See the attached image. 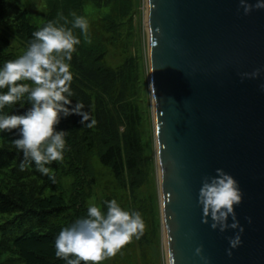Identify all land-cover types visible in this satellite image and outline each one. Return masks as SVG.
Masks as SVG:
<instances>
[{
  "label": "water",
  "instance_id": "1",
  "mask_svg": "<svg viewBox=\"0 0 264 264\" xmlns=\"http://www.w3.org/2000/svg\"><path fill=\"white\" fill-rule=\"evenodd\" d=\"M147 28L168 264H264V9L245 15L239 0H147ZM256 69L259 78L241 80ZM216 169L243 192L242 245L231 257L228 237L238 230H213L198 204L203 178ZM201 246L207 261L196 255Z\"/></svg>",
  "mask_w": 264,
  "mask_h": 264
},
{
  "label": "trees",
  "instance_id": "2",
  "mask_svg": "<svg viewBox=\"0 0 264 264\" xmlns=\"http://www.w3.org/2000/svg\"><path fill=\"white\" fill-rule=\"evenodd\" d=\"M119 3L125 17L134 10L128 0H0V67L21 55L32 33L56 21L61 12L71 19L74 11L89 24L103 12L105 28L115 34L120 24L112 5ZM74 31L81 44L71 61L74 95L70 99L73 105L82 102L96 123L83 126L77 115L61 119L57 130L67 132L64 158L45 165L55 181L37 171L33 161L24 162L23 153L12 144L18 138L15 131L0 145V264H66L55 255V237L86 216L90 204L97 205V182L89 168L95 152L115 179L133 176L130 186L142 184L136 177L145 163L139 61L126 57L117 68L105 66L106 50L95 35L89 32L88 44L78 29ZM112 40L117 42L115 37ZM29 107L25 97L0 114H24ZM64 180L70 182L69 188ZM101 200L106 211L105 202L111 197Z\"/></svg>",
  "mask_w": 264,
  "mask_h": 264
},
{
  "label": "clouds",
  "instance_id": "3",
  "mask_svg": "<svg viewBox=\"0 0 264 264\" xmlns=\"http://www.w3.org/2000/svg\"><path fill=\"white\" fill-rule=\"evenodd\" d=\"M239 3L245 15H250L254 9H264V0H257L255 4L239 0ZM69 15L71 19L58 13L56 21H49L34 31L27 49L0 67V90H5L0 91V112L25 97L30 104L24 114H0V132L15 131L18 138L12 144L23 153L24 162L33 161L36 170L49 175L53 181L54 173L45 165L64 158L67 132L57 130L61 119L77 115L83 126L91 128L96 123L89 112L83 110L82 102L73 105L70 99L74 95L71 61L81 44L74 30L80 31L86 43L92 41L88 19L74 11ZM260 71L241 73V80L259 78ZM242 202L243 192L238 181L223 169H216V175L203 178L198 192L202 222L209 224L211 221L210 227L221 233L229 228L238 230L234 237H228L229 257L232 249L242 245L244 228L236 215V207ZM105 203L106 211L90 204L86 216L60 230L55 237L58 259L66 264H102L115 257L133 239L143 237L146 224L139 211L125 210L115 199ZM248 220L251 223V218ZM203 252V246L196 249V255L207 261Z\"/></svg>",
  "mask_w": 264,
  "mask_h": 264
},
{
  "label": "rangeland",
  "instance_id": "4",
  "mask_svg": "<svg viewBox=\"0 0 264 264\" xmlns=\"http://www.w3.org/2000/svg\"><path fill=\"white\" fill-rule=\"evenodd\" d=\"M22 2L24 0H21ZM134 10L126 17L121 14L122 6L112 5L120 27L113 34L105 28L104 14L98 13L95 21L90 23L89 32L97 38L98 43L106 50L105 66L117 68L126 57H137L139 61L142 87L141 102L143 122V139L145 144V163L141 172L136 175L142 184L136 188L130 186L133 176L124 177L122 181L115 179L109 168L103 167L95 152L89 161L90 171L96 179L95 193L98 196L97 206L102 208V200L106 197L115 199L122 208L129 211H139L146 224L143 237L133 239L131 243L102 264H168L164 243L163 218L160 196V171L155 140V125L153 117L151 77L149 64V44L146 0H128ZM121 14V15H119ZM121 19V20H119ZM115 37L117 42L113 43ZM13 132H0V145L6 139H11ZM65 186L70 182L64 180Z\"/></svg>",
  "mask_w": 264,
  "mask_h": 264
},
{
  "label": "bare ground",
  "instance_id": "5",
  "mask_svg": "<svg viewBox=\"0 0 264 264\" xmlns=\"http://www.w3.org/2000/svg\"><path fill=\"white\" fill-rule=\"evenodd\" d=\"M147 1V0H146ZM146 23H147V18H146ZM159 163V162H158ZM163 234H164V232H163ZM164 236V243H165V247H166V240H165V234L163 235ZM166 252H167V250H166Z\"/></svg>",
  "mask_w": 264,
  "mask_h": 264
}]
</instances>
